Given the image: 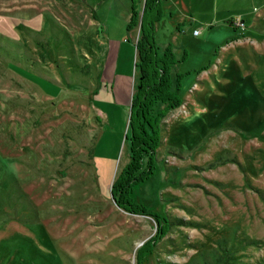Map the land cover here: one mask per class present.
<instances>
[{"label":"rangeland","instance_id":"374dc122","mask_svg":"<svg viewBox=\"0 0 264 264\" xmlns=\"http://www.w3.org/2000/svg\"><path fill=\"white\" fill-rule=\"evenodd\" d=\"M129 7L0 0V264H264V0L162 1L154 36L178 59L181 103L133 187L138 213L109 193L127 155ZM119 50L118 81L97 96Z\"/></svg>","mask_w":264,"mask_h":264},{"label":"trees","instance_id":"16d2710c","mask_svg":"<svg viewBox=\"0 0 264 264\" xmlns=\"http://www.w3.org/2000/svg\"><path fill=\"white\" fill-rule=\"evenodd\" d=\"M162 1L141 0L139 7V3L130 0L126 25V30L137 25L133 84L123 137L127 155L113 176L109 193L117 207L130 213L145 212L132 199L133 187L153 172L163 118L181 103L177 94L181 74L173 71L178 59L170 43L160 47L154 36V25L161 18ZM154 217L159 221L158 216ZM148 248L141 247L143 251ZM143 255H137L138 264H143Z\"/></svg>","mask_w":264,"mask_h":264},{"label":"crops","instance_id":"0c3cea01","mask_svg":"<svg viewBox=\"0 0 264 264\" xmlns=\"http://www.w3.org/2000/svg\"><path fill=\"white\" fill-rule=\"evenodd\" d=\"M136 36H137V33H136ZM136 36H135V38H136ZM120 39L121 38H118V40H120ZM118 47H120V50L124 53V55L122 56V58H126V62L123 64L122 68H124V69L130 68L131 69V73L130 74L126 72L127 74L124 75V77L126 79V82L130 81V92L129 93L131 95V92H132V84H133L134 68H133V65L131 67V65H129V63L134 62L135 49H134V53L131 54L130 47H126V46H124L122 44H120ZM120 50L118 52V55H117L118 57L116 59H114V60L109 59L107 61L106 65L104 67L102 66V68L100 70V80H99L100 82H99L98 87L96 88L97 89L96 94L99 92V88H103L104 90H107V89L113 90L114 89L115 84H116V81H118L117 80L118 79V77H117L118 75L115 74V71H117V69H118V67L120 65V63H119V59L121 58L120 57L121 56ZM122 79H123V77L121 78V80ZM97 96H98V94H97ZM97 96L93 99V105H94V103L96 101H101V99L99 97L97 99ZM129 100H130V97L127 99V102H125V104L123 106H121V104H119L118 102H116V105H117V108H118L116 110V112H118L117 114L121 115L123 113V117L126 119V124H125V126L123 125V133H125L126 126H127V115H128ZM108 102H111V101H108ZM103 104H105V103H103ZM106 105H108V104H105L104 105V107L106 108V111H103L104 109H100L99 106H95L94 105L95 108L93 107V109L96 110L97 114L100 115V116H102V117H104V119H107L108 115L110 113H112V108L114 109L113 106L112 107H108ZM124 112H125V114H124ZM100 122L102 124L105 123L102 120H100ZM104 131H105V129H104ZM99 140H100V138H99ZM99 140H98V142H99ZM116 140L117 141L119 140V137L118 136L116 137ZM118 155H119V151L115 149V153L113 152V155L110 157V160H104L105 164L104 163H101V164L105 165L106 167H108V172L109 173H111L112 167L114 166V163H116V161H117L116 159L118 158ZM95 163H96L97 170H98V172L100 174V171H99L100 170V164L97 163L96 158H95ZM113 176H114V174H113ZM113 176H112V179H113ZM112 179H111V181H112Z\"/></svg>","mask_w":264,"mask_h":264},{"label":"built area","instance_id":"2783aa9c","mask_svg":"<svg viewBox=\"0 0 264 264\" xmlns=\"http://www.w3.org/2000/svg\"><path fill=\"white\" fill-rule=\"evenodd\" d=\"M194 34L195 33H198V30H196V29H193V31H192Z\"/></svg>","mask_w":264,"mask_h":264}]
</instances>
